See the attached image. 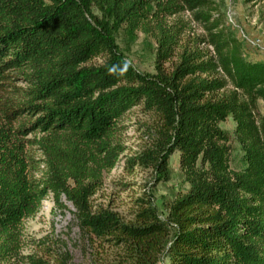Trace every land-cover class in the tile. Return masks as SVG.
<instances>
[{"label": "trees", "instance_id": "obj_1", "mask_svg": "<svg viewBox=\"0 0 264 264\" xmlns=\"http://www.w3.org/2000/svg\"><path fill=\"white\" fill-rule=\"evenodd\" d=\"M214 9V0H0V264H70L67 251L52 262L22 251L23 219L48 193L72 205L95 264H264V59H247ZM184 10L205 31L190 42L170 19ZM138 31L154 40L153 71L126 57ZM135 105L152 118L150 138L127 162L166 181L177 152L185 186L161 203L150 192L125 221L93 210L90 197L119 159ZM228 116L233 133L221 124Z\"/></svg>", "mask_w": 264, "mask_h": 264}, {"label": "rangeland", "instance_id": "obj_2", "mask_svg": "<svg viewBox=\"0 0 264 264\" xmlns=\"http://www.w3.org/2000/svg\"><path fill=\"white\" fill-rule=\"evenodd\" d=\"M213 14L228 27L239 43L243 55L249 60L264 59V0H214ZM231 17V18H230ZM182 25V42H188L204 35L203 26L196 21L188 10L170 16ZM240 28V29H239ZM250 37L246 41L240 30ZM123 45V41H119ZM200 45H205L204 42ZM211 47V46H209ZM128 60L139 69L153 71L152 57L154 40L138 31L135 41L124 49ZM104 55L93 57L90 63H100ZM23 85L20 80L16 82ZM263 109V107L261 106ZM152 122L149 114L143 112L139 105L131 107L124 115L119 138L123 143L116 164L104 172L102 184L90 197L91 208L96 210L106 207L114 210L125 221L134 218L139 207L152 194L157 203L165 197H171L174 191L185 186L178 175L177 152L169 160L171 178L166 181H154L151 168L139 164L130 165L127 158L138 153L150 138L148 124ZM222 126L233 133L234 121L230 116L221 122ZM31 135V134H30ZM39 156L38 149H34ZM242 164V150L238 142L231 139L230 167L237 168ZM39 174V173H38ZM151 192V194H150ZM66 208L58 206L48 193L42 199L38 210L23 219L25 245L24 253H34L48 261L67 251L70 264H95L96 250L90 247L75 220L72 217V205L67 202ZM26 264V263H21Z\"/></svg>", "mask_w": 264, "mask_h": 264}, {"label": "built area", "instance_id": "obj_3", "mask_svg": "<svg viewBox=\"0 0 264 264\" xmlns=\"http://www.w3.org/2000/svg\"><path fill=\"white\" fill-rule=\"evenodd\" d=\"M231 18V17H230ZM240 29V28H239ZM241 31V34L244 35V38L246 41H251L250 37L247 35V33L245 31H243L242 29L240 30Z\"/></svg>", "mask_w": 264, "mask_h": 264}]
</instances>
